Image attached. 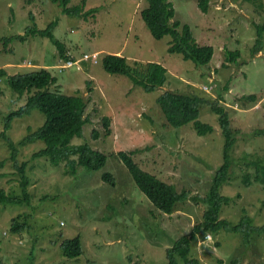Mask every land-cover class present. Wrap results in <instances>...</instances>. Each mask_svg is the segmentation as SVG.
<instances>
[{
	"label": "rangeland",
	"instance_id": "374dc122",
	"mask_svg": "<svg viewBox=\"0 0 264 264\" xmlns=\"http://www.w3.org/2000/svg\"><path fill=\"white\" fill-rule=\"evenodd\" d=\"M80 1L70 0L68 5ZM169 1L175 9L174 19L190 26L199 45L213 47L207 64L197 66L169 53L170 36H151L140 17L146 0H86V8H97L87 21L64 14L51 0H0V38L24 34L33 23L31 12L38 29L57 21L54 39L66 46L72 60L84 54L96 56V63L89 59L59 69L65 61L56 59V46L47 37L0 40V68L6 71L0 78V132L8 113L26 99L12 89L7 78L46 68L56 80L50 90L83 96L85 114L91 119L95 115L93 123L83 125L82 136H74L70 143L87 142L107 155L98 170L77 167L74 175L64 174L63 164L53 165L46 157L32 158L45 146L42 140H24L31 129L44 124L43 113L34 109L11 121L6 135L17 148L19 163L25 162L30 202H0V261L4 264H167L165 249L202 220L206 205L192 197L206 194L211 175L222 163L225 138L208 104L200 105L198 119L210 124L212 132L199 136L191 122L169 127L155 101L164 90L199 95L224 106L235 141L230 151V180L220 188L232 200L221 208L220 218L237 223L245 210L250 225L264 222V184L254 181L255 169L250 164L264 163V31L261 48L256 53L253 49L255 24L264 22V0H210L207 12L201 11L198 0ZM227 50L239 51L237 65L225 62ZM106 53L126 57L132 67L136 62L161 63L167 69V81L145 92L130 78L106 72L101 63ZM204 85L211 88L205 91L201 89ZM252 94L255 102L236 100ZM102 116L112 119L108 137L97 121ZM93 129L100 133L96 140L91 138ZM135 148L140 152L133 159L142 169L178 191H188L190 198L178 203L172 214L154 208L115 155ZM104 172L113 175L115 185L102 181ZM246 173L248 185L242 180ZM19 183L11 149L0 137V193L20 195ZM16 216L27 221L22 236L10 231ZM207 234L210 238L198 235L192 246L191 254L200 264H264V234L252 236L247 246L239 230ZM76 235L82 254L66 258L58 244ZM176 264L184 263L177 258Z\"/></svg>",
	"mask_w": 264,
	"mask_h": 264
},
{
	"label": "trees",
	"instance_id": "16d2710c",
	"mask_svg": "<svg viewBox=\"0 0 264 264\" xmlns=\"http://www.w3.org/2000/svg\"><path fill=\"white\" fill-rule=\"evenodd\" d=\"M51 1L58 4L64 14L81 18L84 21L93 18L97 11L96 7L86 8V0H81L79 4L72 6L68 5L70 0ZM209 1L198 0L197 5L202 12H207ZM174 16L175 9L169 0H146V6L140 11V17L152 37L160 39L165 35L170 36L167 47L169 53L179 54L182 59L190 60L197 66L207 64L213 55V47L199 45L193 37L190 26L178 19H174ZM29 18L33 23L25 28L24 34L15 35L14 37H3L0 40L7 42L11 38H18L23 41L25 36L28 35L47 37L53 40L56 46V59L65 61L63 64L70 60L72 56L69 50L66 49V46L59 40L54 39L53 30L56 27L57 21L53 20L45 28L38 29L34 24V16L31 12L29 13ZM255 27L256 39L253 49H256V53L262 46L260 41L263 38L264 22L262 24H255ZM118 53H106L102 58L101 63L106 72L130 78L134 85L139 86L145 92H151L158 87L164 86L167 81V69L161 63L136 62L134 67H132L128 64V59ZM95 57H90L93 63H96V60H93ZM238 58V50L226 51L225 62L237 65ZM63 64H59L57 68L65 69L61 67ZM139 65H142L143 68H138L137 66ZM3 76H6V71L0 68V78ZM7 81L15 92L20 95H26L24 104L10 111L5 117L3 130L0 132V137L8 143L11 149V159L20 176L19 186L21 194L18 196H5L1 192L0 202H30V195L27 190L29 180L25 173V162L19 163L17 160V148L6 135V131L14 118L29 115L34 109L42 112L46 119L44 124L38 129L34 131L31 129V132L27 134L24 140L33 141L34 139H40L44 142L45 146L33 153L32 158L46 157L53 165L61 163L64 167V174L70 176L76 173L77 167H83L88 171L98 170L103 167L107 157L105 153L92 148L87 142L70 143V140L74 136H82L84 124L93 123L95 120V115L91 119L85 114L86 102L83 96L78 94L67 95L61 93L59 90H50L49 87L56 80L46 68L14 74L9 76ZM87 84L89 87L91 83L87 82ZM225 89H227V86ZM243 99H246L248 102H255L256 96L253 94L240 96L236 100L241 102ZM155 101L159 105L165 122L169 127H179L191 122L199 136H204L213 130L210 124L201 122L198 119L200 105H210V110L218 117L221 133L225 138L222 163L211 175L206 194L192 197L194 200L199 199L206 205L202 220L195 223L189 233L179 235L172 241L171 246L165 249L167 264H176L177 258L184 264H200L191 254L192 246L196 242L198 235L205 237L209 235L207 234L208 232L213 233V231L220 229H224L226 233L234 234L235 231L239 230L243 236V239L241 236V242L244 246H247L252 236L258 237L264 234V222L261 225H250V218L246 215L245 210L237 223L220 218L221 208L224 205H228L232 200L230 196L223 195L220 188L230 180L229 175H231L233 164L230 159V151L235 141L233 137L235 130L230 126L231 119L224 106L216 101H207L199 95L170 90H164L156 97ZM96 113H98V108L95 110ZM97 121L102 126L104 136H110L112 134L111 117L102 116ZM257 131L261 132L262 129H257ZM99 136L100 133L97 130L93 129L91 131V138L93 140L98 139ZM137 152H140L139 148L129 151L119 150L115 155L124 164L136 186L148 198L154 208L160 213L172 214L178 203L190 198L188 191L185 189L178 191L174 185L142 169L133 159L134 154ZM250 164L255 169L254 181L264 184V163L258 164V162L253 161ZM242 180L244 184L248 185L250 183L249 173L244 174ZM102 181L109 185H115L113 175L108 172L102 174ZM44 198H46V195L42 197V199ZM242 225L243 227L245 226L244 229H241ZM26 228L27 221L24 218L22 220L17 219V216L12 218L10 225L11 233L22 236V231L26 230ZM217 244L219 243L217 242ZM58 247L66 258H76L82 254L79 235L62 239ZM235 261H238V258ZM0 264H4V262L0 261Z\"/></svg>",
	"mask_w": 264,
	"mask_h": 264
},
{
	"label": "built area",
	"instance_id": "2783aa9c",
	"mask_svg": "<svg viewBox=\"0 0 264 264\" xmlns=\"http://www.w3.org/2000/svg\"><path fill=\"white\" fill-rule=\"evenodd\" d=\"M89 59H90V56L88 54H85L82 58H79V59H76V60L70 59V60L66 61V63L63 64L61 67L67 68V67H70L73 64H77L78 65L80 62H86ZM210 88L211 87L206 86V85L201 87V89H203L205 91H208Z\"/></svg>",
	"mask_w": 264,
	"mask_h": 264
},
{
	"label": "clouds",
	"instance_id": "9594fccd",
	"mask_svg": "<svg viewBox=\"0 0 264 264\" xmlns=\"http://www.w3.org/2000/svg\"><path fill=\"white\" fill-rule=\"evenodd\" d=\"M207 238H210V235H207Z\"/></svg>",
	"mask_w": 264,
	"mask_h": 264
}]
</instances>
